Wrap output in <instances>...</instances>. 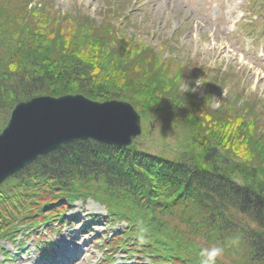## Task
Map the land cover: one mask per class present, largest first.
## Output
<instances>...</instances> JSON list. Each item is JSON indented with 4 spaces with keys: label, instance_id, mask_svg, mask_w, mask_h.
<instances>
[{
    "label": "rangeland",
    "instance_id": "obj_1",
    "mask_svg": "<svg viewBox=\"0 0 264 264\" xmlns=\"http://www.w3.org/2000/svg\"><path fill=\"white\" fill-rule=\"evenodd\" d=\"M35 3L36 0H33L30 5L33 6ZM36 7L48 11L54 7L60 17V21L56 23L57 27L54 21H51V27L46 21L45 31L50 32L51 38L56 36L53 37L52 44L59 40L68 45L69 41L64 34L65 30L68 31V26L63 24L65 18L70 16L74 17V20L78 18L79 22L91 18L92 23L95 21L96 25L103 24L98 26L102 31L93 29L96 30L95 36L103 33L104 29L115 30L109 43L106 44L104 40V44L107 49L116 47L119 51L112 53L109 49L105 50L110 52V57L104 58L102 65L98 66V60L92 65V72L95 74H103L106 69L114 75L124 71L122 79L126 86L138 84L141 77H145L147 82L156 83V102L144 104L151 108L159 105L148 113L159 116L153 117L152 122L141 117L143 135L136 141L137 150L173 158L177 156L181 142H187L189 139L178 142L180 140L178 131L167 124L185 118L189 124L194 125L195 135L197 134L196 138L199 141L206 136L212 137L215 130L219 131L223 123L218 124L221 119L216 117L224 115L228 139L219 136V146L228 147L235 162L245 160L248 166L259 165L264 172V164L261 165L262 162L257 159L256 153L246 148L247 144L245 145L243 140L245 132L242 128L239 129L242 124L246 125L248 130L254 129L251 126H257L259 132L264 133V0H42ZM53 26L60 30L53 31ZM73 42L77 53L86 54L89 50L79 39H73L71 43ZM147 47H150L149 53H145ZM51 51L49 49L47 54L49 61L56 58L53 55L54 51L50 53ZM100 75H95L98 81L101 80ZM184 82H187L189 87H196L195 83L201 85L194 92H191V89L186 92L182 89ZM0 90L4 88L0 87ZM10 93L6 91V98L10 97ZM192 93L195 94L194 98ZM17 99L14 98L11 103L7 101L10 106L7 104L9 108L4 109L5 112L10 113L12 108L16 107L15 104L22 101ZM200 106L213 110L219 107L227 114L216 111L212 113L214 115H210L207 113L208 110H201ZM4 121L5 118H1L0 127ZM47 153L44 159L50 160ZM263 157L260 159L264 160ZM42 173L50 174L47 166L46 172L42 170ZM25 177L24 174L22 178L15 175L10 177V188L11 184L17 187V180L22 179L23 189L19 186L18 190L13 188L6 190L3 184L0 185V204L1 201L8 199L10 211L14 208L12 200L16 203L17 198L22 202L25 199L30 186L29 183L26 184L29 181H26ZM51 182L48 181L47 184ZM119 203L125 204L121 200ZM9 214L13 217V214ZM76 215H81V212L76 211ZM202 215L194 212L193 204L186 211L182 210L185 221H192L194 224L191 226L199 230L213 229L215 238L207 240L195 238L191 249L182 250L192 251L195 255L196 245L206 247L215 245L223 249L222 255L216 259V264H249L252 261L246 239L239 240L235 232H225L223 242L217 243L221 230L216 224L205 222L206 217ZM43 220V217H38L33 221L37 223ZM172 222H176L175 217H172ZM21 223L20 219L16 225L20 226ZM130 230L132 232L134 228ZM4 231V228L1 229L0 235H4ZM41 232L42 229L27 235L17 233L18 239L15 242L19 241L18 244L21 242L25 248L29 244L28 248L32 249L37 240L33 242L30 237L40 235ZM29 241L33 243L30 244ZM95 241L97 240L93 239V246L90 247L92 252L86 251L89 255H86L80 264L95 262L104 264L103 258H107L110 253L108 251L104 254V248L108 247V244L101 243L96 247ZM108 243L113 246L117 241L112 240ZM12 246L16 245L13 243ZM93 254L99 258L102 255L103 258L97 260Z\"/></svg>",
    "mask_w": 264,
    "mask_h": 264
},
{
    "label": "trees",
    "instance_id": "obj_2",
    "mask_svg": "<svg viewBox=\"0 0 264 264\" xmlns=\"http://www.w3.org/2000/svg\"><path fill=\"white\" fill-rule=\"evenodd\" d=\"M32 2L33 0H0V87L4 88L0 90V120L3 117L7 119L9 112L4 109L9 108L7 104L10 106L14 98L25 100L36 95L60 96L79 93L92 100L124 99L146 114L159 106H153V109L144 104L156 102V83L147 82L145 77H141L136 85L126 86L122 79L124 71H120L119 75H114L107 69L103 74L96 73L101 74L100 81L95 77V72H92V65L97 60L99 66L104 63V58L110 57V52L105 50L109 49L112 53L119 51L116 47L107 49L104 44V40L106 44L109 43L114 29H104L103 33L95 36L96 30L93 29H100L98 26L103 24L96 25L95 21L92 23V19L79 22L78 18L74 20V17L70 16L65 18L63 24L68 26V31L64 32L69 41L68 45L59 40L52 44V39L56 36L51 38L50 32L45 31L46 21L50 27L51 21H54L57 27L56 23L60 21V17L54 7H51L52 12L36 6L31 8L29 4ZM56 27L53 26L52 30L58 32L60 29H55ZM73 39H79L89 48L86 54L76 52L75 43H71ZM49 49L54 51V60L49 61ZM91 77L94 78L90 79ZM5 80L7 81L4 82ZM6 91L11 92L9 98H6ZM218 119H221L218 124L223 123L222 127L219 131L213 130L214 134L212 137L208 136L207 140L219 142V136L228 139L224 115ZM183 120L185 126H191L194 130V125L189 124L185 118ZM241 128L246 130L245 127H239ZM253 135L254 133L245 131L244 139L246 136L253 138ZM251 140L253 139H248ZM196 144L195 141L190 148L195 153L191 154L190 161L178 163L158 158L151 160L152 158H142L134 154H121L113 160L102 145L77 142L56 152L58 159L53 167L62 165V170L67 172L77 170L82 177L94 174L96 177L113 180L127 191L148 192V196L156 197L155 193L158 196L162 193L171 194L181 199L180 202L183 201L185 211L187 203L189 206L193 204L194 210L200 211L202 216L206 217V222L215 220L218 226H234L232 220L223 217L233 205L247 214L254 226L249 228L245 225L247 230L241 229L242 235L248 238L251 251L249 257L252 260L250 263L264 264L263 182L256 183L249 179L252 185L242 186L234 182L229 173L214 172L202 159L206 146L198 148ZM259 146L264 147V139H260L259 144H256L257 150ZM125 162H128L129 170L123 165ZM135 167H140L144 174ZM225 167L229 171L234 168L231 163ZM251 171L253 170L241 169L239 172L244 178H250L253 177Z\"/></svg>",
    "mask_w": 264,
    "mask_h": 264
},
{
    "label": "water",
    "instance_id": "obj_3",
    "mask_svg": "<svg viewBox=\"0 0 264 264\" xmlns=\"http://www.w3.org/2000/svg\"><path fill=\"white\" fill-rule=\"evenodd\" d=\"M119 106L121 109L107 111L101 122L91 119L82 113L95 111L101 107ZM107 113L112 114L114 123L109 121ZM90 114V116H91ZM125 128H128L124 130ZM138 130V117L132 108L125 103H96L82 96H62L59 98L37 97L27 102L18 103L10 115V120L0 134V182L6 176V157L11 153L8 142L12 135L19 134L25 146L32 147L36 152H47L65 143L77 140L97 139L106 143H118L122 133L126 138L124 144ZM129 134V136H128Z\"/></svg>",
    "mask_w": 264,
    "mask_h": 264
},
{
    "label": "bare ground",
    "instance_id": "obj_4",
    "mask_svg": "<svg viewBox=\"0 0 264 264\" xmlns=\"http://www.w3.org/2000/svg\"><path fill=\"white\" fill-rule=\"evenodd\" d=\"M217 50V49H216ZM102 109H99V111L101 112V111H104V110H106V108L107 107H101ZM83 115H85V116H89L91 119H93V120H98L99 122H101V126H103L104 128H106V129H108L109 128V126H105L106 124H103L102 125V119H104V117L103 116H99V115H94V114H91V112L88 110V111H86V112H83L82 113ZM90 114H91V116H90ZM107 117L109 118V121L111 122V123H114V121H115V119L112 117V114H109V113H107ZM116 123L117 122H115L114 124L116 125ZM126 129H128V128H125L124 130H126ZM128 136H129V134H128ZM184 140H188V139H190V137H184L183 138ZM103 147L104 148H106L107 150H111L112 149V147L110 146V145H108V144H104L103 145ZM30 158H31V160H32V162H34V164H40L41 163V161H39V158L37 157V156H35V155H30ZM11 179H7V180H5L4 182V184L5 185H8V186H10V181ZM14 185H11V188H13V189H16V190H18V187H13ZM58 196V195H57ZM60 197V196H59ZM60 204L63 206V207H65V212H68V208L67 207H69L68 206V204L67 203H64V202H62V201H60ZM37 212V214L39 215V216H41L42 215V211H40V210H37L36 211ZM9 233H10V235L11 236H13L14 237V233H13V231H9Z\"/></svg>",
    "mask_w": 264,
    "mask_h": 264
},
{
    "label": "clouds",
    "instance_id": "obj_5",
    "mask_svg": "<svg viewBox=\"0 0 264 264\" xmlns=\"http://www.w3.org/2000/svg\"><path fill=\"white\" fill-rule=\"evenodd\" d=\"M196 87H189L187 82L182 84V89L186 92L188 89H191V92L197 90V88L201 85L199 83H195ZM223 253V249L219 246H211V247H203L199 251L200 264H216L217 257L221 256Z\"/></svg>",
    "mask_w": 264,
    "mask_h": 264
}]
</instances>
